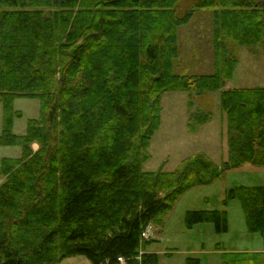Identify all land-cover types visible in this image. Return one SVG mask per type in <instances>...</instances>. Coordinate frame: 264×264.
Here are the masks:
<instances>
[{
    "label": "trees",
    "instance_id": "16d2710c",
    "mask_svg": "<svg viewBox=\"0 0 264 264\" xmlns=\"http://www.w3.org/2000/svg\"><path fill=\"white\" fill-rule=\"evenodd\" d=\"M0 0V264H159L143 229L163 225L180 195L228 170L264 167V87L223 89L238 57L231 43L264 50V0ZM212 13L213 72L177 74L178 28L198 8ZM221 89L227 157L202 152L170 172L143 171L169 90ZM38 98L40 115L12 131L13 100ZM191 105V102H188ZM192 112L188 129L208 121ZM38 148L33 150L32 144ZM249 233L264 241V185L237 186ZM227 231L221 210H188L184 225ZM217 248L222 250L220 244ZM221 264H264V251H223ZM185 264H201L187 257Z\"/></svg>",
    "mask_w": 264,
    "mask_h": 264
},
{
    "label": "rangeland",
    "instance_id": "374dc122",
    "mask_svg": "<svg viewBox=\"0 0 264 264\" xmlns=\"http://www.w3.org/2000/svg\"><path fill=\"white\" fill-rule=\"evenodd\" d=\"M193 0H181L179 8H187ZM215 8H198L190 21L178 28L179 55L174 61L177 74H210L213 72L212 13ZM231 48L238 63L231 79L223 89L264 87V50L237 46ZM221 89L198 95L185 90L165 91L161 96V121L153 134L143 171H173L186 157L202 152L220 165L227 157L225 115L220 109ZM191 105H188V102ZM12 131L23 135L29 119L40 115L38 98L17 97L13 100ZM203 112L209 120L188 129L192 112ZM3 107L0 101V133L2 132ZM19 145H0L2 158H19ZM3 179H0V182ZM263 186L264 167L244 164L225 171L220 178L207 185L192 187L175 201L164 217L163 225L151 230L152 241L147 250L159 256V264H185L187 257L199 258L201 264H221L223 251H264L263 238L249 233L238 199L223 205L226 193L237 186ZM227 215V231L218 233L213 224L184 225L188 210H221ZM220 244L221 249L217 248ZM60 264H93L84 255L70 256Z\"/></svg>",
    "mask_w": 264,
    "mask_h": 264
},
{
    "label": "built area",
    "instance_id": "2783aa9c",
    "mask_svg": "<svg viewBox=\"0 0 264 264\" xmlns=\"http://www.w3.org/2000/svg\"><path fill=\"white\" fill-rule=\"evenodd\" d=\"M151 230H152V224H148L144 229H143V231H142V233H141V237L143 238V239H148L149 237H150V232H151ZM116 264H126V260H125V258H123V257H118L117 258V263Z\"/></svg>",
    "mask_w": 264,
    "mask_h": 264
},
{
    "label": "crops",
    "instance_id": "0c3cea01",
    "mask_svg": "<svg viewBox=\"0 0 264 264\" xmlns=\"http://www.w3.org/2000/svg\"><path fill=\"white\" fill-rule=\"evenodd\" d=\"M32 148H33V150H36L38 148V145L36 143H34V144H32ZM243 251H246V250H243Z\"/></svg>",
    "mask_w": 264,
    "mask_h": 264
}]
</instances>
